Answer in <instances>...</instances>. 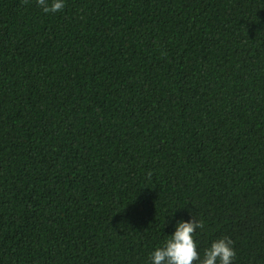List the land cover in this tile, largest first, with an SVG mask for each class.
<instances>
[{
  "label": "trees",
  "instance_id": "1",
  "mask_svg": "<svg viewBox=\"0 0 264 264\" xmlns=\"http://www.w3.org/2000/svg\"><path fill=\"white\" fill-rule=\"evenodd\" d=\"M64 3L0 0V264H264V0Z\"/></svg>",
  "mask_w": 264,
  "mask_h": 264
},
{
  "label": "clouds",
  "instance_id": "2",
  "mask_svg": "<svg viewBox=\"0 0 264 264\" xmlns=\"http://www.w3.org/2000/svg\"><path fill=\"white\" fill-rule=\"evenodd\" d=\"M37 4L45 13H56L65 7L64 0H51L50 3L49 0H37ZM204 227V222L194 217L190 222H179L174 235L151 254V264H232L236 253L232 247L233 241L228 237L214 241L205 250L203 258L200 257L194 234L197 229L202 230Z\"/></svg>",
  "mask_w": 264,
  "mask_h": 264
}]
</instances>
